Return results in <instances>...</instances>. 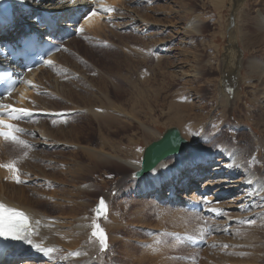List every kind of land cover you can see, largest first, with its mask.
<instances>
[{
    "label": "rangeland",
    "instance_id": "374dc122",
    "mask_svg": "<svg viewBox=\"0 0 264 264\" xmlns=\"http://www.w3.org/2000/svg\"><path fill=\"white\" fill-rule=\"evenodd\" d=\"M237 1L239 3L236 7V13H235L233 11V9L235 8L234 0H126L125 2H122V5L119 6L120 9L118 10L119 12L121 11V14L119 15L123 14L124 16H127L129 18L116 19L115 17H113L110 19L107 18L105 20L104 19L102 20L104 23L107 24L109 29H111L115 34L118 35V36L115 35L112 31L111 32L106 31V33L109 35V38L112 39L113 42L115 43H117V41L119 42L121 37L122 40L128 41L129 44L130 43L137 44L143 40L144 36H146L147 34L150 36L152 34L151 35L152 38H154L153 36H155L156 40L161 44V45H157L156 46L157 49H155L156 53L162 56L163 59L161 60L160 65H157L152 58H149L147 60V63L151 67H160L159 70L161 73L157 70L156 76H157V83L159 82L160 86L162 82V87H161L162 89L160 88V92H161L160 94L162 96L161 95L160 96H161V104L164 105L163 111H162V107L153 106V111L151 115L149 112L147 113L137 112L136 115L141 121H143L146 124H149L148 120L156 119V123H155L156 126L155 125L154 126L156 127L157 130L163 131L169 126L174 125L179 127V125L173 124L176 123L175 121L166 118L167 116L165 115L164 111L166 106L168 105V102L171 101L173 97H175V100L182 99L181 101L182 103L186 101L189 103V106L192 108L191 112L192 113L195 112L193 114L196 115V118L194 119L196 120V123H192L193 125L190 124L189 123L190 119H189L188 123L186 122V125L182 124L181 126L182 129L180 128L181 133L189 142L187 146L188 152L191 154H196V153L198 154L199 152H211L212 156L211 159L206 160V162L208 163L202 166L203 169L199 171L193 169L195 173L193 175H190L188 179H190V177L191 178L196 177L204 180L211 178V176L213 179L227 178L225 175H223L221 171H209V170L210 168L211 170H213V168L217 166L216 165L217 161L218 162L222 161V158L219 156L218 153V151L220 150V146L222 144L227 145L229 147L233 146V147H241V148H243V146L246 148V145L247 147L248 145L250 146L249 142H247V138H246L247 136L244 133L245 131L244 132L242 130L238 131L239 129H237V127L234 128L235 126H238L240 124H241L240 126H242V124H244L245 126V124H249L256 131H260L259 132L260 136L264 135V133L261 132L262 127L260 126V124L264 123V121L259 122L260 124L258 123L260 116L261 117L263 116L261 115L262 111L260 106H262V104L264 103V96H263L264 87L261 84L260 79L259 80L257 79L258 75L255 76V74H253L252 76L251 73L249 75L248 70L246 69V62L248 63V61L250 62V60L252 59H253L252 63H264V36L261 38V40H259V42H257L255 35L260 30L257 28L256 25H254L256 22L253 21V19L249 20L248 23H246V25L248 24V26L246 25L244 26L248 30L247 35L250 36L249 40L251 43L249 44V47L248 45L246 46L243 44V42L240 39L241 35L239 33L242 32V30L241 31L239 30V27L242 24L239 25V23L243 22L242 20V18H244L242 13L243 9H245L250 13L249 17L254 16L256 14L257 8L261 9L264 7V0H259V1L237 0ZM182 5L184 8L182 7ZM144 7L145 8L147 7L150 10H146ZM185 7L189 9V12L187 11V9H185ZM172 9H174L175 11ZM184 9L186 10V12ZM141 14L146 15V17H143ZM136 15H138L139 18L141 19L140 22L138 20L133 22L132 18H134ZM83 17L84 15L82 14V16L79 19V24H81V22L83 21ZM194 17L195 18L198 17L200 21L197 22L198 19L197 18L194 19ZM231 17H233L232 22L230 21ZM150 20H152V22L153 20L157 21L156 22L157 28L153 25H150ZM143 21H147L148 25L143 24ZM120 22L121 23L124 22V23H122L121 25L117 24ZM187 22L192 23V25L193 23L197 22L198 24L196 25V27L198 28L197 30L199 31L192 32L190 30L189 32H187L185 30V25L187 24ZM104 38L105 37L102 36V39ZM102 39H96L88 32H84V31L80 33L75 32L68 35L67 40L62 42L63 43L62 48L61 51L59 52L60 56L56 61L59 65L54 66V70L52 68L53 66L49 67V69L46 70L48 74L49 73L51 74L50 78L54 79V77H56L64 84L66 83L67 86L70 85L71 86V87L69 86L70 88H73L74 85L78 84L79 88L77 87L78 89L77 88L76 89L77 91L79 90L78 92L80 93L82 92L83 94L84 91L81 88L82 81L80 80L81 82L80 81L78 82L79 80L78 77L80 72L84 71V74L87 76L89 81L91 77L97 79L98 75L95 66L96 67L97 65H99V67L104 65L111 66L113 64L114 57L113 58L111 57L113 55L111 50H114L115 46L113 47V45L105 43L104 40ZM161 39L162 41H160ZM129 41H132L133 43ZM135 41L137 43H135ZM166 55L168 56L167 58L165 57ZM215 55H217L218 57ZM238 65L242 66L241 69L239 67V71L236 69ZM230 70L231 72L237 70V74L240 73L236 75V77H238V80L236 81L237 84L239 83L238 84L239 86L237 85L235 89L233 88V91L231 93L233 94V96H231L228 99V101L230 100L229 102L227 101V103H225V101L223 102L219 97V93L220 90L222 91L223 87H225L224 86L225 82H223L224 79L222 75L225 72L228 74H232L230 73ZM47 72H42L41 75L39 76L43 78V75H46ZM130 72H129L130 77L127 80L119 81L117 79H113L115 84L117 83L116 85L118 86L120 91H122V93L119 94L120 96L116 97V100L117 101L123 100V104L125 106H127L128 101L127 102L124 101L127 100V98L130 96L128 92H131L133 90L132 89L134 88L133 85H135L134 82L137 81V78H135L137 77L136 73L133 71L131 73ZM169 73L172 75H170ZM108 77L112 79L110 75ZM132 78L136 80H132ZM250 79L252 80V82L250 81ZM124 81L129 82V83L126 82L127 85L129 84L128 85L129 87H126L127 85ZM40 82L43 83H40V85L35 87L36 88L40 87L42 89H38L37 91H35V94L43 96L42 93L44 90L43 86L46 85L47 87L45 88L49 90H50V86L47 84L45 78ZM68 83L70 84L68 85ZM124 83L126 86L124 85ZM119 84H121V87L119 86ZM129 88L131 89V91ZM99 96L103 97L101 95ZM176 96H178V98ZM112 99L115 101V96ZM32 102L34 103V105L32 104ZM47 102L48 104L55 103L52 106L56 108L59 107L61 109L62 107H64L63 105H67L66 101L63 98L52 96L50 93L44 95V98L41 99L39 102L32 100L31 104L32 107L35 106L38 107L37 104L40 103L43 104ZM126 108L130 109V106H127ZM61 109L58 111L60 112L63 110ZM222 109L225 113L222 112ZM59 112L57 113L53 112L52 114L50 113L51 115H46V114L39 115L37 116L38 118L30 120V123H28L29 125L27 124V126L29 127H26L25 125V128L27 129L26 132H23V134L25 133V136L27 137L29 136L32 140L37 141L35 145H33V142L30 139L28 140L29 143H27V145H30V147L26 146L25 144L16 142L12 144V146L8 145L10 148L6 146V149L9 148L7 151L10 154H17V153L25 154V152L29 154H37L38 164L41 167L43 166L42 168L45 170V173L47 174L46 177L48 181L46 182H49V184L50 182H57L54 180L55 178H57L60 181V183L66 184L67 188H71L74 186L77 189H81V185H83V182H81V180L79 179L74 180L73 179L74 177L70 176L71 174V171H69L70 166L67 163H60L59 164L60 167L58 169L60 171H65L64 175L66 176V179L64 182H62V175L53 174V172L56 171V168L53 169L52 162L49 163L50 158L51 160H53L52 159L53 157L60 159L61 157H64V159H66L65 156L68 155V151L64 149L65 150L64 155L62 156L57 155L54 152L57 149L59 150V146L61 147L62 145L56 147L42 145L41 143L39 144V141L41 139H46L45 137L38 138V136L35 137V135L32 137L30 133L28 134L30 130L36 129V126L42 127L43 125L47 127L49 130H59L58 128L61 125H65L62 126L64 127L63 129H68L69 127L75 125H82V124L86 125L89 123L95 126L94 123L95 119H93L89 114H86L84 110L80 109L73 112L70 111V113H59ZM128 112L135 113V111L133 110H129ZM70 116H72V118ZM63 117H66V120L62 121L61 123L53 122L55 119L61 120ZM116 121H121V120H116ZM116 121L113 122L114 123L113 128H116L117 125L115 123ZM122 121L125 122V125L127 124L128 126L126 125V127H124L125 129H123V127L121 126L119 128L117 127L118 128L117 131L116 130L115 132L112 131V134L110 136V138H112L113 141L116 142L113 147V152L115 153V149L120 150V155H123L124 153V155H126L125 157L135 158L137 160L140 157V152L142 147L145 146V144H147L148 142H150L151 138L149 137L148 134H143L141 132L140 126L136 120H133L129 116H127L124 117ZM194 124L196 125V127ZM256 124L257 126L258 125L259 126L257 127ZM183 128L186 130V132L184 131ZM190 132L197 134L199 133V134L193 136L189 134ZM96 134H97L96 132L94 133V131L91 130V133L88 134V136H91L90 137L91 142L90 141L88 142L86 141V142L91 144L92 146H98L99 138ZM205 134L206 136L210 137L211 141L200 142L201 141L200 138L203 137V135ZM86 142L82 141V144L84 143L83 145L85 144L87 145ZM249 160L250 159L248 158L246 160V163ZM223 162L224 161H222L221 163ZM47 163H49L50 165H46ZM45 165L46 167H44ZM188 168L189 167L185 166L184 170H188ZM132 171L133 169L129 168L128 166L126 167L124 165H118V164H115L114 167L113 166L109 167L107 175L106 174L104 175L102 173L103 171L101 169H98L94 172L93 179H91L93 183L97 184L96 191L92 195L86 198V197H82L79 193L76 192L75 195L67 196L65 198V202L68 205L66 206L67 208L75 203H80V204L83 203L85 205L84 212L88 216L89 221L92 218L97 217V221L99 225H101L102 229L104 230L107 236L108 247L103 251L101 250L97 251L96 255L93 257V260H97L96 257L100 256L101 254V258L99 257L98 259L100 260V264H148L145 261L137 263V262H132V259L127 260L126 257L129 258L128 256L129 254H127L126 252L133 251L132 253L134 255L136 253L140 254L139 251L147 250V248L150 245H155L154 243L156 242L158 243L160 241H161L160 243H162L165 240V244L169 247V249H167L166 255L163 254V257L165 258L169 257L168 253H170V257L176 260L179 264L180 263L181 264H188V263L189 264H238L237 262H235V255L237 254H240L239 255L240 259H242L241 263L239 264H264V224H263L264 221L260 220L261 218H258V220H254L258 224L256 222L248 223V221H251V219L253 220V216H251V217L243 218V220L240 223L239 220L241 219H239L238 216H236L237 218L234 217V213L239 210L235 208L228 209L224 205L225 203H236L237 206L239 205L242 206L243 199H241V196H238L239 193L238 194L236 193L235 195L234 194L228 195V193L216 195L215 198L209 200L211 201V203H203L206 206V208L197 211L198 214H200L199 215L200 218H198V216L196 217L197 219L201 220L200 224L203 223L201 227L202 229H204L203 232H201L202 229H200V231H195V230L185 231L184 229L182 231H178L177 229H173V231H171L172 229L168 230L169 228H166L164 232H161L160 230L161 228H155V226L152 225L156 223L158 219L157 217L159 216V211L156 206L160 205V206L168 207V209H174L172 206L176 205V203L174 204L173 202H170L172 194L168 195L169 190L166 189L168 187L169 180L163 183V186L165 187L163 191H161V189L158 190V187L155 184V186L151 185L150 189L146 192L148 195L146 193H138L134 189L140 186L141 180L132 177ZM239 176L240 175H238L236 178H239ZM183 179L184 177L177 178L178 182L180 181L183 182ZM100 180L105 181L104 184H101L102 187L100 185L101 183ZM43 181L44 180L42 179V177L36 180L33 179V174L30 173L29 175L25 176V179L22 182V186L24 188L23 193L26 196H28V198H30L31 201L33 200L32 202L34 203L32 204L36 208H40L41 210H46L50 214L53 212L55 214H59L58 212L56 213L55 211L50 209V206L53 203V200H51L52 194L50 195V193L51 191H54V189L58 190L60 188L54 187L53 184L49 185L46 183L44 186H38L40 182L42 183L45 182ZM187 182L188 181H184V184ZM184 184H181L179 188L181 187L182 189H184L185 187ZM228 184L231 185V183H224L222 185H228ZM214 188H217V185L201 192V196L197 198V200L201 201L202 198L204 199L208 198L212 194L213 192L212 190ZM42 189L47 191L45 193H47L46 194L47 197L50 196L49 198H46L45 193L44 194L42 193ZM187 191H191V188L187 189ZM181 192L182 191L177 192L176 190L175 194L177 195L182 194L183 192L182 193ZM101 198H104L107 203V211L106 214L102 213L98 217L96 213V209H97L96 205L100 202ZM167 198L169 199V201H166ZM176 198L178 199L180 197H176ZM256 199L254 200L255 202ZM34 200H39V204ZM138 201H142L145 204L146 201H148V203L151 202L147 206V210L142 212L143 214L144 213L145 214L143 218L139 221L135 219L136 217L134 218V216H131L133 215L134 208L138 209L139 207L143 206V204H139ZM184 202H181L176 206L183 208L185 207ZM249 204H251V202ZM214 205L215 206L218 205L219 208L218 213L220 212V210H223L222 211L223 217L231 216V220L229 221L228 226L225 227L226 230L227 229L228 230L225 232H223L222 230L218 231V229L216 228L219 222L223 220L220 218L221 214H217L218 215L217 217L218 220H217V218L216 217L214 218L211 212L208 211V208L214 207ZM118 206L120 208L121 207L123 208V209L121 208L120 210L121 215L119 214L117 215L116 213ZM258 209L262 211V209H264V206L260 205ZM122 211H124L125 213ZM245 213L246 215H248L247 212ZM65 214L66 216L68 215L67 212ZM116 215L121 219L119 220V218ZM114 216L115 218H117L118 221L117 223L115 220H114L115 222L112 220ZM259 217H262V215ZM254 218L256 219L257 217L255 216ZM109 220L111 221V223L108 222ZM105 221L110 223V226H105L104 225ZM70 222H72L71 218H70ZM236 224L238 225L236 226L237 229L239 230L241 228L243 229V231H240V233H243L244 235L248 232L250 233L253 230V228H256L255 235L257 238V242L254 239L253 242L250 241L251 243L248 245L247 243L244 242V239L242 238L241 235L240 236L241 238L239 237L238 239L240 240L243 239L242 247L237 249L236 248L231 249L232 246H234L233 245L234 242L231 240V237L234 234L231 233L232 230H230V228L234 226V228L236 229L235 227ZM134 225L135 226L137 225V227H135ZM164 225L167 226V224ZM163 233L165 235H162ZM220 236H225L227 237V239L224 241H221L220 239H216L217 237ZM197 237H203L205 243L201 246L195 244V240L197 239ZM175 241L178 244L172 243V242L175 243ZM80 244L78 245V247H74L72 249L79 250L81 248L83 250L85 244L83 243ZM256 247H258V251L254 252ZM60 248L62 247L56 249L57 250L56 252H58L57 254L59 256L58 259L56 258L58 261L60 255L62 256L61 258L63 259V257L69 256V252L71 251V250L67 251L66 248H62V249ZM197 248L198 250H196ZM217 248H219L220 250L217 251ZM58 249H60V251ZM260 250L262 252L261 254L259 253ZM54 254L51 255V257H57V254L56 255ZM63 260H65V258ZM45 262L46 260L44 258L36 259L34 257L25 255L22 256L21 258L18 257L16 259H11L9 262L7 261L6 264H46ZM60 262L62 264H66L64 261L63 263L61 259Z\"/></svg>",
    "mask_w": 264,
    "mask_h": 264
},
{
    "label": "bare ground",
    "instance_id": "6f19581e",
    "mask_svg": "<svg viewBox=\"0 0 264 264\" xmlns=\"http://www.w3.org/2000/svg\"><path fill=\"white\" fill-rule=\"evenodd\" d=\"M125 1L126 0H70V2H66V0H0V61L5 64H10L9 59L6 56V53L2 54L5 48V44L8 43L7 41L12 39L13 41L18 42V39L23 35V30L25 28L31 29V28L37 27L38 22L43 20L44 13L51 14V15L58 14L61 17H63V20L59 22L54 27V29L51 30V32L45 34V38L43 39L44 41L53 42L56 39V37L65 35V32H68V31H72V33H75V32L78 33L76 31V26H75L76 24L75 18H74L76 15L75 12L76 11H79L80 13L83 12L82 14L85 16L91 11L95 10L98 13L96 16H93L90 20L83 19V21L81 22L80 25L83 26V29H84L83 31L88 32L90 35H92L96 39H102V36H104L105 38L102 40H104L105 43L111 44L113 45V47L115 46L114 47L115 49L112 48L114 50H111L113 54L111 57L112 58L114 57L113 64L111 66L110 65H104L101 67H99V65H97V67L95 66V69L98 75L97 79L91 77L90 80L88 81V78L84 74V71L80 72L79 77H78L79 79L78 82L80 80L82 81V82L80 81L82 83L81 88L86 94L84 92L83 94L82 92L81 93L78 92L79 90L77 91V89L79 88L78 84L74 85L73 88H70L71 87L69 85L70 83H68L70 87L67 86V84L65 83L66 84V87H65V84L61 82L60 80H58L56 77H54V79L50 78L51 74L50 73L48 74L46 70H48L49 67L51 66H53L52 68L54 70V66L59 65L56 61L59 58L60 53H55L49 56L45 60L44 65L42 67H40L39 69H35L32 72L24 74L22 84L17 89V92L11 95L10 97L6 98L5 100H3V104H12L16 108H26L29 110H36L39 113V115L40 114L41 115L43 114L51 115L53 112L57 113L59 112L58 110L61 109L59 107L58 108L53 107L52 105H54L55 103L54 104H48V102L43 103V104L40 103V104H37L38 107L36 106L32 107V104L34 105L33 102L31 104L32 100L39 102L41 99L44 98V95H47L50 93L52 96L63 98L67 103V105H63L64 107H62L64 111L61 109L62 111H60L59 113H70V111L73 112V111L80 110V109L84 110L86 114H89L93 119H95L94 120L95 126L89 123L86 125H83V124L75 125V126L69 127L68 129H63L64 127L62 126H65V125H61L58 128L59 130H49L47 127L43 125L42 127L36 126V129L30 130L28 132V134L30 133L32 137L35 135V137L38 136V138H43V137L46 138V139H41L39 141V144L41 143L42 145H48V146H53V147L62 145L61 147L59 146V150L57 149L58 151L54 150L55 151L54 153H56L57 155H61V156L64 155L65 153L64 149L68 151V155L65 156L66 159H64V157H61V159L53 157L52 158L53 160H51L50 158V161L49 160L48 161L49 163L52 162L53 169L56 168V171L53 172V174L62 175V182L65 181L66 176L64 175L65 171L58 170L60 167L59 164L67 163L70 166L69 167V171H71L70 176L74 177L73 178L74 180L79 179L81 180V182H83V185H81V189H77L74 186L71 188H67V185L64 183H60V181L57 178L54 179L57 182H50L49 184V182H46L48 181L46 177L47 174L45 173V170L42 168L43 166L41 167L38 164L37 154H29L27 152H25V154H19L17 152H16L17 154H10L7 151L10 148L8 145L12 146V144L16 142L0 137V165L14 163L16 168L19 170V176L22 181L25 179V176L31 173L33 174V179L36 180L42 177V179L45 181V182L43 181L44 183L40 182L38 186H44L46 183L49 185L53 184L54 187L60 188L58 190L54 189V191H51L50 193V195L52 194L51 200H53V203L50 206V209L55 211L56 213L58 212L59 214H55L54 212L50 214L46 210H41L40 208H36L32 204L34 203L32 202L33 200L31 201L30 198H28V196H26L23 193L24 188L22 186V183H16L12 179L14 175L13 172H11L7 168L0 167V203H2L7 208H10L12 210H18L19 212H23L25 215H27L29 218V222H30L29 226L33 233L31 236L33 243L31 245L25 241H15L14 245L11 248L7 249L5 252H3L2 250L0 254V264H6V262L7 261L9 262L11 259H16L18 257L21 258L22 256H25V255L34 257L36 259L44 258L46 260L45 262L46 264H62L60 262V259L62 262L64 261L66 264H100V260L98 259L99 257L101 258V254L100 256L96 257L97 260H93V257L96 255L97 251L101 250L99 249L100 244L98 240L95 237H92L91 235L93 231V228H92L93 223H98L97 217H94L89 221L88 216L84 212L85 205L83 203L82 204L75 203L67 208L66 206L68 205L65 202V198L67 196L75 195L76 192L79 193L82 197H86V198L92 195L96 191L97 184L93 183L91 179H93V174L98 169H101L103 171L102 173L104 175L105 174L107 175L109 167L111 166L114 167L115 164L124 165L126 167L128 166L129 168H132L133 169L132 173L140 167V157H141L142 149L144 146L142 147L141 152H140V157L137 160L135 158L125 157L126 155H124L123 152H122L123 155H120V150L115 149V153L113 152V147L116 142H114L113 139L110 138V136L112 134V131L114 132L115 130L117 131V129L120 126L123 127V129H125L124 127H126L127 124L125 125V122L122 121L124 117L129 116L131 119L136 120L140 126L141 132L143 134H148L149 137L151 138L150 142L157 140L162 135L163 131H159L155 127L156 119L148 120L149 124H146L143 121H141L136 115L137 112H146V113L149 112L151 115L153 111V106L162 107V111H163L164 105L161 104L162 95L160 94L161 93L160 88L162 87V82L160 86L159 82L157 83V76H156V71L158 70L160 72L159 70L160 67H151L147 63V60L149 58H152L157 65H160V62L163 59H162V56L156 53L155 49H157L156 47L157 45H161V44L156 40L155 36H153L154 38H152L151 33H150L151 34L150 36L148 34L144 36L141 42L137 43L135 41V43L137 44H131V43L129 44L128 41L122 40L120 36H119L120 37L119 42L117 41V43H115L113 42L112 39L109 38V35L106 33V31L111 32L112 30L109 29L107 24L102 21L103 19L105 20L107 18L110 19L113 17H115L116 19L117 18H120V19L129 18L127 16H124L123 14L119 15L121 14V11L119 12L118 10L120 9L119 6H121L122 2H125ZM234 2H235V8L233 9V11L236 13V7L239 2L237 0H234ZM106 7L114 8L115 11L108 13V12H104L101 10ZM66 8H70L68 12V14L70 15L64 13ZM145 9L150 10L147 7ZM185 9H187V7H185ZM187 11L189 12V9H187ZM242 13H243L244 18H242L243 22L240 21L242 23H239V25L242 24L239 27V30L240 31L242 30V32H239L241 35L240 39L244 45L246 46L248 45L249 47V44L251 43L249 40L250 36L247 35L248 30L244 26L246 25V23H248L249 20L253 19V21L256 22L255 24L253 22V24L257 26V28L260 30L259 31L260 33L257 32V34L255 35V38L257 39V42H259V40H261V38L264 36V7L261 9L257 8L256 14L251 17H249L250 13L246 11L245 9H243ZM142 16L146 17V15L144 14ZM196 18L198 19L197 22H199L200 21L199 18L198 17ZM196 18L194 17V19ZM132 20L133 22L137 20L139 22L141 21L138 15L132 18ZM156 22H157L156 20H153V22L152 20H150V25H153L156 27L157 26ZM197 22L193 23V25L190 22L189 23L187 22V24L185 23L186 24L185 30L187 32H189L190 30L192 32L199 31L197 30L198 28L196 27V25L198 24ZM122 23L120 22L117 24L121 25ZM143 24L148 25L147 21H143ZM246 26H248V24ZM39 29L40 31L46 30L44 25L43 26L41 25ZM51 33L54 35V37L51 36ZM169 35H172V34H169ZM162 39L160 41H162ZM129 42H132V41H129ZM149 55H152V56H149ZM165 57L167 58L168 56L166 55ZM252 60H250V62L247 60L248 63L246 62V69L248 70L249 75L250 73L252 74V76L253 74H255V76L258 75L257 79L258 80L260 79V82L264 87V63H252ZM47 61H51L52 63L48 64ZM239 67L241 69L242 66L238 65V67L236 68L238 71H239ZM14 68L18 69V66L15 65ZM136 68L138 69V71ZM237 70L233 72H231L230 70V73L232 74H228L229 75L228 77H225L222 75L224 79L223 82H225L224 84L225 87H223L222 91L220 90L219 97L221 98L223 102L225 101V103H227L228 99L231 96H233V94H231L233 91V88L235 89V87L239 84V83L237 84V81H236L238 80V77H236V75L240 74V73L237 74ZM130 71L131 72L133 71L136 73L137 77L135 78H137V81H136L137 83L134 82L135 84L133 85L134 88L131 87L133 89L132 91L129 88L131 91V92H128L130 96L127 98V100L124 101V102L128 101L127 106H130V109H129V108H126L127 106L123 104V100L122 101L116 100V97L117 96L119 97L120 96L119 94L122 93V91H120V89L116 85L117 83L115 84L113 79H117L119 81L127 80L130 77L129 75ZM42 72H47L46 75H43V78L39 76L41 75ZM135 73H134V76H135ZM109 75L112 79L108 77ZM44 78L47 81V84L50 86L51 91L49 89H46L45 87L47 86L44 85L43 86L44 90L42 92L43 96L36 95L35 91H37L38 89H42V88L40 87L36 88L35 86H38L40 85V83H43L40 81L43 80ZM132 80H136V79L132 78ZM250 81L252 82L251 79ZM128 85L126 87H129ZM119 86L121 87V84H119ZM123 89H126V88H123ZM99 95L103 97H100ZM114 96H115V101L112 99ZM176 97L178 98V96ZM181 101L182 99L175 100V97H173V99H171V101L168 102V105L166 106L165 111H164L165 115L167 116L166 118H169L170 120L176 122L173 124L179 125V127L174 126V125L169 126V127H177L180 133H181L180 128L182 124L186 125V122L188 123L189 119H190L189 121L190 124L196 123V120H194L196 118V115L193 114L195 112L193 113L191 112L192 108L189 106V103L187 101L182 103ZM158 102H159V105H158ZM260 107L262 111L261 115L263 116L262 117L260 116L258 123L264 121V103ZM129 110H133L135 111V113H130L128 112ZM222 112H224L223 109H222ZM66 117H63L61 120L55 119L53 122L61 123L62 121L66 120ZM70 117L72 118V116ZM35 118H38V117H33L29 119L23 117L21 119L22 120L21 122L10 120L9 123L16 124L19 128L24 129L25 130L24 132H26L27 128H25V125L26 127H29L27 126V124L30 123V119L33 120ZM116 120H121V121H116ZM114 121H116L115 123L118 125V126L116 125V128H113ZM220 123H221V120H220ZM240 125L235 126L234 128L237 127V129H239L238 131H241V130L243 132L245 131L244 133L247 136L246 137L247 142H249L250 146L248 145L247 147L246 145V148L244 146L243 148H241V147H233V146L229 147L227 145L222 144L220 146V150L218 151V153H219V156L222 158V161L224 162L221 163L222 161L221 162L217 161L216 162L217 166L214 167L213 170H211V168L209 170V171H221L223 175H225L227 178L213 179L211 176V178L204 179V180L200 178H196V177H193V178L190 177V179H188L190 175H193L195 173L194 171L195 169L196 171L203 169L202 166L208 163L206 162V160L211 159V156H212L211 152H199L198 154L189 153L188 148H187L189 144L188 142L183 152H181L182 154L180 153V154H175V155H169L168 157L164 158L156 165L154 171H149L147 175L143 177H138V179L141 180V184L138 188H135L134 190H136V192L138 193H146L150 189L151 185L155 186L156 184V186L161 187V191H163L165 189V187L163 186V183L169 180V184L166 189L176 188L178 192V191H181L179 186L182 183V181L178 182L177 178L184 177L183 181H188L187 187L188 189L191 188V191H188V192L184 191L183 194H179L180 195L179 197L181 198L179 199H177L176 197L171 198L170 202H173L174 204L176 203L177 205L183 202V200H186L185 206L194 201L201 202V201L196 200L197 198L201 196V192L217 185V188H214L212 190L213 191L212 194L208 198H206V200L208 199L207 201H209L212 198H215L216 195L227 194V193L228 195H233V194L235 195L236 193L237 194L239 193L238 196H241V199H243V205L237 206L236 203H225V204L223 203L225 207L228 209L235 208L239 210L234 213V217L238 216V218L241 219V220L238 219L240 223L243 220V218L251 217V216H253V220H258V218H261L260 220L264 221V209H262V211L258 209L260 205L264 206V135L260 136V133H259L260 131H256L249 124H245V126L244 124H242V126ZM260 126L262 127L261 132L264 133V123L260 124ZM91 130H93L94 133L95 132L97 133L96 135L99 138V145L97 143L98 146H92L91 144L87 143L88 141L91 142V138H90L91 136H88V134L91 133ZM184 131L186 132L185 129ZM17 134H19L20 140L25 141L26 144L29 143L28 140L31 139L29 136L28 137L25 136V133L23 134V132H18ZM189 134L193 135V132H190ZM181 135L183 136L182 133ZM193 136H196V135H193ZM42 140H45V141H42ZM200 140H201L200 142L211 141L210 137L206 136V134L203 135V137H201ZM82 141H85V142L87 141L86 142L87 145L86 144L83 145L84 143L82 144ZM32 142H33V145L37 143V141L35 140H32ZM6 146H8L9 148L6 149ZM248 158L250 160L247 161L246 163V160ZM49 163H47L46 165H50ZM46 165L44 167H46ZM185 166L189 167L188 170H184ZM238 175H240L239 178H236ZM104 183L105 181H101L100 185ZM224 183H231V185L229 184L222 185ZM45 192L47 191L42 189V193L44 194ZM46 194L47 193H45V196ZM49 197L50 196L48 197L46 196V198H49ZM101 199L104 200L107 206L105 199L104 198H101ZM255 199H256V202L254 201ZM34 201H36L39 204V200H34ZM166 201H169V199L167 198ZM250 202L251 204H249ZM138 203L143 204V206L139 207L138 209L134 208L133 215L131 216H134V218L136 217L135 219L139 221L143 218L145 214V213L143 214L142 212L147 210V206L151 202L148 203V201H146V204H145L142 201H138ZM176 205L172 206L174 209H168V207L157 205L156 207L159 211V216L158 217L156 216L158 218L156 223L154 224L151 223V224L154 225L155 228H161L160 229L161 232H164L166 228H169L168 230L172 229L171 231H173V229H177L178 231H182L183 229L185 231H188V230L200 231V229H202L201 227L203 223L200 224L201 220L196 218L197 216L198 218H200L199 216L200 214H198V212L195 209L189 208L190 210H188L184 207L183 208L177 207ZM98 206H99V203L96 205V207L98 208ZM121 208L119 206L117 207V212H116L117 215L118 214L121 215L120 214ZM204 208H206V206H204ZM211 209L218 210L219 209L218 205L217 206L214 205V207L208 208V211L211 212L212 216L214 218L215 217L217 218L218 211L213 212ZM66 212L70 216L68 215L66 216L65 214ZM245 212H247L248 215H246ZM261 215L263 218L259 217ZM221 216L222 214L220 215V218L223 220L219 222L216 228L218 229V231L222 230L223 232H225L228 230V229L226 230L225 227L228 226L229 221L231 220V216H225V217L223 216L221 217ZM255 216L257 217L256 219L254 218ZM70 218L72 222H70ZM113 218H115V216ZM113 218L112 220L113 221L115 220L117 223L118 222L117 218L115 219ZM120 219L121 218H119V220ZM108 222L111 223L110 220ZM108 222L105 221L104 225L110 226V223ZM164 224H167V226ZM236 226L238 225L236 224L235 227ZM135 227H137V225ZM231 228H230V230H232L231 233L234 234L231 237V240L234 242L233 244L234 246H232L231 249L241 248L243 245V239H244V242L247 243L248 245L251 242H253L254 239L257 242V238L255 235L256 228L252 227L253 230L250 233L249 232L246 233L245 235L243 233H240V231H243L242 228L240 230L237 229V227L235 229L234 226H232ZM203 230L204 229H202L201 232H203ZM162 235H165V234L163 233ZM241 235L243 238L242 240L238 239ZM201 238L203 237H197V239H201ZM216 239H220L221 241H224L227 239V237L220 236V237H217ZM160 242L154 243L155 245H150L147 248V250L139 251L140 254L136 253L134 255L132 253L133 251L132 252L127 251L126 253L129 254L128 255L129 258L126 257V259L127 260L132 259V262H137V263L145 261L148 264H179L176 260L170 257V253H168L169 257L167 258L163 257V254L166 255V251L167 249H169V247L165 244V240L162 243ZM80 243L85 244V247L83 248V250L81 248L79 250L72 249L74 247H78ZM172 243L178 244L176 241L175 243L174 242ZM34 245H39L42 248H52L55 250L51 252L50 254H45L39 251L36 247H34ZM56 247L66 248L67 251L71 250L69 252V256L63 257V259L65 258V260H63L61 258L62 256L60 255V258L58 261L57 259L59 256L57 254L58 252H56L57 251ZM60 249L58 250L60 251ZM196 250H198V248ZM218 250L220 249L217 248V251ZM255 251H258V247H256L254 252ZM77 252L79 253L78 256L72 255V253H77ZM259 253L260 254L262 253L261 250ZM53 254L54 255L57 254V257H51V255ZM239 255L240 254L235 255V262H237L238 264L241 263L242 261Z\"/></svg>",
    "mask_w": 264,
    "mask_h": 264
},
{
    "label": "snow or ice",
    "instance_id": "6c2138e0",
    "mask_svg": "<svg viewBox=\"0 0 264 264\" xmlns=\"http://www.w3.org/2000/svg\"><path fill=\"white\" fill-rule=\"evenodd\" d=\"M66 2H70V0H66ZM104 12L111 13L115 11L114 8H103L101 9ZM98 13L97 11L93 10L87 15H85L83 18L85 20H90L93 16H96ZM76 31L77 32H83V26L79 24V21H76ZM48 64H51V61H47ZM30 83V82H29ZM10 95V93H9ZM0 109L6 110V112H0V116L8 115L11 119H19L20 114H23L25 116L30 115V110L26 108H16L12 104H3L0 103ZM24 129L19 128L16 124L9 123L4 119H0V137H3L5 139H9L14 142H18L21 144L27 145L25 141H22L19 139V137L16 135L18 132H24ZM193 135H198L197 133H193ZM183 143L182 139L180 141ZM169 154L175 155V153L178 151V144L170 145L167 150ZM157 163H159V160H157ZM0 167H4L9 169L11 172L14 173L12 179L16 183H22L23 181L20 179L19 176V170L16 168L15 164H2ZM156 165L153 164L150 168V171L155 170ZM201 203H211V201H207L206 199L202 198ZM213 212H217V209H211ZM107 206L103 199L100 200L99 206L96 209L97 216L99 217L102 213L106 214ZM223 210H220V213L222 214ZM248 223H255L254 220L248 221ZM93 231L91 233L92 237H95L99 244L101 251L105 250L108 247L107 244V236L104 232V230L100 227L99 223H93L92 225ZM32 230L30 229V226L28 224V218L25 216L23 212H19L16 210H9L7 209L2 203H0V238H3L5 240H12V241H25L28 244H32ZM39 251L50 254L54 251L52 248H42L39 245H34ZM73 256H78L79 253H72Z\"/></svg>",
    "mask_w": 264,
    "mask_h": 264
},
{
    "label": "water",
    "instance_id": "95a60500",
    "mask_svg": "<svg viewBox=\"0 0 264 264\" xmlns=\"http://www.w3.org/2000/svg\"><path fill=\"white\" fill-rule=\"evenodd\" d=\"M230 21H233V17H231ZM181 139L183 143L180 142ZM174 143L178 144V151L175 154H180L183 152L188 141L181 135L177 127L164 129L160 138L149 142L143 147L140 157V167L132 173V177L138 178L147 175L151 166L153 164H158L157 160L160 162L164 158L171 155L166 150Z\"/></svg>",
    "mask_w": 264,
    "mask_h": 264
}]
</instances>
